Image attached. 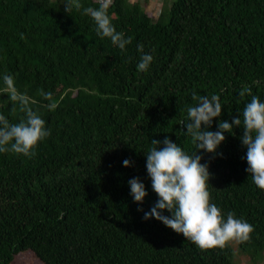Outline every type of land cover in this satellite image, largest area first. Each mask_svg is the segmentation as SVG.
<instances>
[{
	"label": "trees",
	"instance_id": "1",
	"mask_svg": "<svg viewBox=\"0 0 264 264\" xmlns=\"http://www.w3.org/2000/svg\"><path fill=\"white\" fill-rule=\"evenodd\" d=\"M65 3L0 0V114L10 123L26 118L9 99L7 74L51 133L34 156L0 153V264L20 255L38 264H236V252L253 260L264 250V191L245 171L241 127L224 133L215 155L197 153L211 174V202L254 227L250 241L234 246L201 250L143 219L158 199L145 154L165 136L196 152L179 133L193 92L220 97L210 131L243 119L245 87L264 102V0H171L155 19L137 2L113 0L116 31L132 38L124 51L97 35L83 7L66 13ZM138 44L153 56L145 72ZM134 177L145 185L142 204L130 195Z\"/></svg>",
	"mask_w": 264,
	"mask_h": 264
},
{
	"label": "clouds",
	"instance_id": "2",
	"mask_svg": "<svg viewBox=\"0 0 264 264\" xmlns=\"http://www.w3.org/2000/svg\"><path fill=\"white\" fill-rule=\"evenodd\" d=\"M97 3L98 7H83L80 0H66L64 10L69 13L83 7L84 14L94 22L97 35L102 39L109 38L121 51L126 50L132 38H125L123 32L116 31L108 14L113 0H97ZM143 49V44L137 45V50L142 54L137 64L140 72L147 71L153 61V56L145 54ZM3 81L9 99L20 104L26 118L18 123H10L0 114V153L11 151L25 157L34 156L38 144L50 136V130L46 128L45 120L29 106V99L18 92L14 78L6 74ZM245 94L251 95V100L243 108V119L237 116L231 123L220 121L217 130L210 131L208 129L213 119L219 118L222 113L220 97L193 92L192 99L196 104L186 109V119L180 122L187 131L179 133L191 136L196 152L188 154L165 136L162 141L151 139V147L145 154L147 175L158 199L150 211L144 213L143 219L160 221L201 250L223 249L230 242H248L254 231L253 225L236 218L233 212L227 213L225 218L222 210L211 202L208 190L211 174L208 164H202V157L197 154L203 150L215 155L218 146L225 140L224 133H232L234 127H241L243 135L240 139L247 150L246 156L242 157L247 162L245 171L251 175L253 183L264 191V102L252 95L248 87L240 92L241 97ZM41 95L46 99L51 98L50 93L41 91ZM49 108L54 109L55 105H49ZM123 165L129 167L130 161L125 159ZM128 184L133 201L142 204L147 196L145 185L139 177L130 179ZM137 210L143 211L142 208ZM165 210L170 213L169 216L163 215Z\"/></svg>",
	"mask_w": 264,
	"mask_h": 264
},
{
	"label": "rangeland",
	"instance_id": "3",
	"mask_svg": "<svg viewBox=\"0 0 264 264\" xmlns=\"http://www.w3.org/2000/svg\"><path fill=\"white\" fill-rule=\"evenodd\" d=\"M170 1L171 0H136L144 12L152 19H155L158 12L164 7L168 6ZM232 245L234 246L235 243L233 242ZM20 256L21 258L17 261V264H38L36 261H32V259L30 260V257H26V255ZM234 260L236 264H264V250L254 253L253 260L251 261L247 256L236 252Z\"/></svg>",
	"mask_w": 264,
	"mask_h": 264
},
{
	"label": "built area",
	"instance_id": "4",
	"mask_svg": "<svg viewBox=\"0 0 264 264\" xmlns=\"http://www.w3.org/2000/svg\"><path fill=\"white\" fill-rule=\"evenodd\" d=\"M96 1H97V0H96ZM128 1L132 2L133 0H128Z\"/></svg>",
	"mask_w": 264,
	"mask_h": 264
},
{
	"label": "crops",
	"instance_id": "5",
	"mask_svg": "<svg viewBox=\"0 0 264 264\" xmlns=\"http://www.w3.org/2000/svg\"><path fill=\"white\" fill-rule=\"evenodd\" d=\"M133 2H136V0H133Z\"/></svg>",
	"mask_w": 264,
	"mask_h": 264
}]
</instances>
